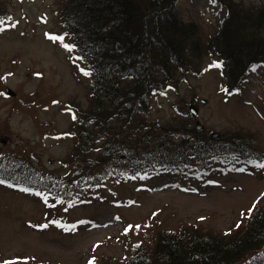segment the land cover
Returning a JSON list of instances; mask_svg holds the SVG:
<instances>
[{"label": "rangeland", "instance_id": "1", "mask_svg": "<svg viewBox=\"0 0 264 264\" xmlns=\"http://www.w3.org/2000/svg\"><path fill=\"white\" fill-rule=\"evenodd\" d=\"M233 1L264 11V0ZM63 2L0 0V175L9 180L0 178V264L125 262L161 234L227 238L244 232L254 212L264 215V64L227 91L213 67L219 59L200 52L193 69L148 96L120 166L102 160L104 151L99 161L88 159L82 144L92 137L98 148L102 136L80 122L91 106L92 75L62 26ZM175 12L206 44L227 9L215 0H178ZM193 138L236 141L245 153L190 156L140 172L124 166L157 139L175 147ZM35 174L48 189L27 186L25 177ZM237 264H264V245Z\"/></svg>", "mask_w": 264, "mask_h": 264}, {"label": "trees", "instance_id": "2", "mask_svg": "<svg viewBox=\"0 0 264 264\" xmlns=\"http://www.w3.org/2000/svg\"><path fill=\"white\" fill-rule=\"evenodd\" d=\"M215 1L226 7L227 14L203 44L197 26L177 17L178 0H64L62 26L92 75L91 106L80 122L102 136L98 148L93 149L96 141L92 137L82 144L88 159L96 154L99 161L104 151L102 160L120 166L117 157L125 154L124 149L133 150L125 136L129 137L133 127L138 130L134 120L145 113L148 96L172 86L180 72L184 75L193 69L190 63L200 52L206 50L219 59L227 91L237 89L251 66L264 64V11L233 0ZM203 144L193 138L191 142L180 140L174 147L157 139L144 147L138 160L124 166L132 165L140 172L170 168L176 160L190 156L245 153L236 141ZM25 178L29 188L49 187L39 175ZM262 213L254 212L242 233L227 238L201 232L161 234L149 251H136L128 261L111 264H237L264 245Z\"/></svg>", "mask_w": 264, "mask_h": 264}, {"label": "snow or ice", "instance_id": "3", "mask_svg": "<svg viewBox=\"0 0 264 264\" xmlns=\"http://www.w3.org/2000/svg\"><path fill=\"white\" fill-rule=\"evenodd\" d=\"M3 21L2 20H0V31H4L5 29L2 27V25H3ZM12 27H15V25L13 24L12 25ZM50 39H53V40H58V41H63V37H49ZM64 47H65V49L66 50H68V51H72V48L69 46V45H67V44H64ZM213 67H220V65L219 64H214L213 65ZM37 75H39V74H37ZM83 75H85V76H87L88 75V73L87 72H83ZM3 93H0V95H2ZM73 119H75V117H73ZM0 183H2V181H0ZM251 211V210H250ZM240 225L238 224L237 225V227H239ZM11 264H15V262H11ZM89 264H94V260H90L89 261Z\"/></svg>", "mask_w": 264, "mask_h": 264}, {"label": "water", "instance_id": "4", "mask_svg": "<svg viewBox=\"0 0 264 264\" xmlns=\"http://www.w3.org/2000/svg\"><path fill=\"white\" fill-rule=\"evenodd\" d=\"M6 93L12 95V92H11L9 89H6ZM189 113H190L192 116H195V115H196V111H195V109H193V107H190V108H189ZM217 136H218L217 133H212V134H211V139H216Z\"/></svg>", "mask_w": 264, "mask_h": 264}]
</instances>
